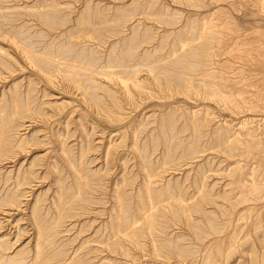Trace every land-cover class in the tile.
Masks as SVG:
<instances>
[{
	"label": "rangeland",
	"instance_id": "374dc122",
	"mask_svg": "<svg viewBox=\"0 0 264 264\" xmlns=\"http://www.w3.org/2000/svg\"><path fill=\"white\" fill-rule=\"evenodd\" d=\"M204 2L0 0V264H264V0Z\"/></svg>",
	"mask_w": 264,
	"mask_h": 264
},
{
	"label": "bare ground",
	"instance_id": "6f19581e",
	"mask_svg": "<svg viewBox=\"0 0 264 264\" xmlns=\"http://www.w3.org/2000/svg\"><path fill=\"white\" fill-rule=\"evenodd\" d=\"M210 1H212V2H214V1H216V0H210ZM261 2V1H260ZM184 4L185 5H187V6H191V7H194V8H200L201 6H204L205 5V2H204V0H184ZM264 4V3H263ZM260 5H261V3H260ZM264 6V5H263ZM264 8V7H263ZM203 19V18H202ZM200 26V30L198 31V33H197V38L196 39H200V40H203V39H206L207 37H209L210 39L211 38H214V33L216 32L217 33V31H213V33L210 31V33H208V29L206 28V22H203V23H201V25H199ZM210 29V28H209ZM207 34H209V35H207ZM230 38V37H229ZM217 45H218V42H217ZM214 47V46H213ZM211 48V47H210ZM215 52V51H214ZM209 53H211L210 52V50H209ZM208 53V54H209ZM208 56V55H207ZM121 80L123 81V82H125L126 81V79L124 78H121ZM9 206H13V204H11V203H9L8 204ZM1 207V206H0ZM11 208V207H10ZM2 228V227H1ZM0 228V229H1ZM37 233H38V235L39 234H41V231H40V229H38L37 230ZM39 248H40V245H39V243H37V248H36V257H38L39 256ZM1 254H2V251L0 250V256H1Z\"/></svg>",
	"mask_w": 264,
	"mask_h": 264
}]
</instances>
